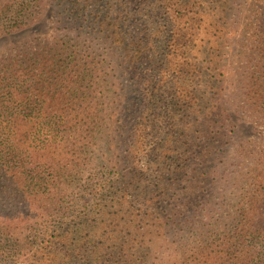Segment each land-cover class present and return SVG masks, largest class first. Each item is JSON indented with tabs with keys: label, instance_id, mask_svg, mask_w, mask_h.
<instances>
[{
	"label": "trees",
	"instance_id": "16d2710c",
	"mask_svg": "<svg viewBox=\"0 0 264 264\" xmlns=\"http://www.w3.org/2000/svg\"><path fill=\"white\" fill-rule=\"evenodd\" d=\"M235 1L264 125V5ZM44 2L54 34L0 54V264H264V151L237 205L217 170L231 0H0V40Z\"/></svg>",
	"mask_w": 264,
	"mask_h": 264
},
{
	"label": "rangeland",
	"instance_id": "374dc122",
	"mask_svg": "<svg viewBox=\"0 0 264 264\" xmlns=\"http://www.w3.org/2000/svg\"><path fill=\"white\" fill-rule=\"evenodd\" d=\"M243 1L250 2V6L253 4L264 5V0H236L234 3H243ZM235 7L233 0H231L228 7L227 18L224 20L225 39L218 71V79L221 82H218V86H216V91L219 93V99L222 103L221 105L226 111L224 122L229 130V137L224 143H218L216 148L220 150V161L217 164V170L220 172V175L227 180L230 172L235 170L231 167V165L234 164L235 157H239L242 177H238V180L235 182H229V185L221 184L224 190L221 194L223 195L222 199L226 201L225 205L229 204L232 197L233 202L237 205L239 201L249 196L247 193L248 187L246 186V181L248 179L247 173L251 168L250 159L253 160L255 152L259 153L264 151V125L257 119V113L254 114L250 111V105L247 104L245 96L247 89L244 88L247 87V84H243V79L240 78L242 71H239L237 66L233 64V58L236 57L239 51L248 52L250 48V46L246 44V40H244L243 29H236V24L233 25V21L235 20L233 18V13L235 14L233 9H236ZM49 9V2L48 8L46 7V2H44L43 14L39 17V20L42 22L40 25H37L35 20L31 28H29V32L22 37H7L1 39L0 54L15 47L27 46V44L28 46H34L49 39L54 34V26L51 23L52 18ZM194 53L196 55L197 51H194ZM171 65H175V60L171 62ZM205 81L207 80L205 79ZM204 84L207 85L205 82ZM236 126H238V129L233 133L234 127ZM242 146H244V149L239 153L238 151ZM236 175L237 173L235 174L233 172L234 179ZM218 213L219 216H216V218L224 219L226 213L222 211H218ZM209 214L213 216L215 211L208 212V215Z\"/></svg>",
	"mask_w": 264,
	"mask_h": 264
}]
</instances>
